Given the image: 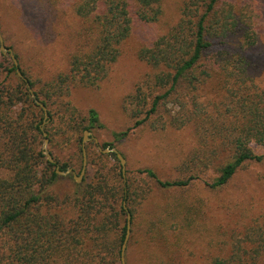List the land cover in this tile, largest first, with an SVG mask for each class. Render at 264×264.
Returning <instances> with one entry per match:
<instances>
[{"label":"trees","instance_id":"trees-1","mask_svg":"<svg viewBox=\"0 0 264 264\" xmlns=\"http://www.w3.org/2000/svg\"><path fill=\"white\" fill-rule=\"evenodd\" d=\"M163 1L81 0L76 12L88 24L82 30L85 38L70 56L69 71L58 73L41 88L23 70L21 57L15 52L22 73L37 98L48 108L50 120L44 129L50 143H53L49 128L52 123H62L64 132L73 128L91 131L100 125L95 109L89 111L88 119H83L87 124L80 125L75 109L64 101V93H68L73 84L92 86L107 76L121 54V45L132 32L135 17L144 22L159 20ZM256 1L185 0L177 24L152 46L140 50L141 59L161 71L154 77L151 102L143 90L137 95L145 115L137 118L134 126L151 119L156 129L193 123L203 143L208 139L218 145L204 154V148L193 152L186 164L189 173L182 179L162 180L151 168L138 169L160 186L187 187L199 178L200 170L214 165L217 175L206 181V185L217 191L229 185L246 163L264 160V152L256 153L250 146L252 140L264 142V107H261L264 94H252L246 85L251 63L247 50L255 46L259 38ZM5 60L6 82H0V264H122L128 213L134 224L132 204L140 193L129 179L126 180L120 164L117 176L102 172L89 182L74 183L71 191L61 193L58 184L74 180L71 175L58 174L56 168L74 170V166L69 160L61 162L53 151L50 152L55 163L48 160L42 148L44 111L30 93L27 82L17 74L10 56ZM214 76L222 81L226 98H239L244 106L242 110H248L245 115L232 122L230 119L214 121L200 106L199 95L193 93L192 111L183 103L181 110L185 115L179 114L169 122L154 119L153 115L163 105L179 102L184 91L194 92ZM232 108L224 109L222 116L229 117ZM141 113L136 111L135 116ZM129 130L121 135H128ZM221 146L230 148V157L216 163L223 151L218 148ZM79 151L82 168L81 143ZM113 155L120 162L117 154ZM66 205L75 210L73 215L63 212ZM183 210L186 218L191 217V207ZM188 224L192 226V217ZM232 242L227 259H216L215 264H255L256 259L264 255V217H257L245 234L236 235ZM128 252L129 245L125 255L127 263Z\"/></svg>","mask_w":264,"mask_h":264},{"label":"rangeland","instance_id":"rangeland-1","mask_svg":"<svg viewBox=\"0 0 264 264\" xmlns=\"http://www.w3.org/2000/svg\"><path fill=\"white\" fill-rule=\"evenodd\" d=\"M80 1L0 0V30L5 45L19 53L23 70L37 81L39 88L58 73L69 71L70 56L79 41L85 38L82 30L88 24L76 12ZM184 1L164 0L162 15L154 22L135 17L132 32L121 45V54L111 65L108 75L92 86L73 84L70 91L64 93L63 99L75 109L80 125L87 124L83 119H88L91 109L99 114L100 125L97 124L91 130L90 138L86 139L87 166L81 179L75 176H79L83 168L80 166L79 146L80 143L83 145L85 130L73 128L64 132L62 123L49 125L53 143H48V150L53 151L61 162L69 160L74 166L73 173L68 175L74 182L71 179L60 182L57 189L61 193L71 191L74 183L89 182L102 172L117 176L122 163L113 155L115 152L104 151L106 148H115L125 157L124 177L140 193L132 204L135 220L127 243V264H215L216 259H227L230 255L236 235L242 237L257 217H264V160L246 163L229 185L217 191L206 185V181L217 175V166L214 165L206 169L202 166L204 169L200 170L199 178L184 188L162 187L155 179L138 172L139 168L147 167L155 170L162 180L182 179L189 173L186 164L193 152H201L204 148V154L207 149L218 146L208 139L203 143L193 123L156 129L152 127L151 119L134 126L136 119L145 115L137 95L143 90L151 102L154 77L161 71L141 59L139 52L152 46L177 24ZM235 1L245 3L247 0ZM254 3L259 8L256 18L259 38L257 44L247 50L251 63L246 85L248 92L256 95L264 94V0ZM9 56V53L2 52L0 44V63H3L0 82H6L5 57ZM193 93L199 95L200 106L214 121L230 119L232 122L248 112L242 110L244 106L238 97L236 100L226 98L222 81L214 76L196 91H184L179 102L163 105L153 115L154 119L169 122L179 114L185 115L181 110L184 109L183 103L192 111ZM148 107L147 104L145 109ZM229 107H233V112L229 117H223V110ZM261 107H264V100ZM139 110L142 113L135 116ZM127 130L128 135H121ZM250 146L256 153L264 152V142L252 140ZM218 148L223 151L216 163L224 162L230 157L231 150L222 146ZM217 151L221 153L220 149ZM189 207L192 208V226L188 224L191 217L186 218L183 210ZM63 212L70 216L75 210L66 205ZM255 264H264V255L258 257Z\"/></svg>","mask_w":264,"mask_h":264},{"label":"water","instance_id":"water-1","mask_svg":"<svg viewBox=\"0 0 264 264\" xmlns=\"http://www.w3.org/2000/svg\"><path fill=\"white\" fill-rule=\"evenodd\" d=\"M0 44H1V50H2V52L5 53V54H8V53L10 54V56H11V58H12L14 64H15V66H16L17 74L22 79H24L27 82V87H28L30 93L36 99V102L38 103V105H40V107L44 111V122L41 125V128L43 130V135H44L43 151H44L45 155L47 156L48 160L50 162H52V163H55V159L53 158L51 152L47 148L48 147V143H49V138H48V133L44 129L45 125L50 120V114H49L48 108H47V106H46V104L44 102H42L41 100H39L37 98L34 89L31 87V85L28 82L27 78L22 73V71L20 69V66H19V60L16 57L15 52L13 51V49L10 48V47H7L5 45L4 37H3V34L1 32V30H0ZM84 134H85V136H84V140H83V155H84L83 168H82L81 174L79 176H75L76 178H80V179L82 178V176L84 175V173L86 171V166H87V149L85 147V144H86V139L90 138L89 135L91 134V131L90 130H86ZM94 140L95 141H98L96 138H94ZM104 151H106V152H115L117 154V156L120 159V161L122 163V166H123V173L125 174V172H126V159L122 155V153L120 151H118L117 149L111 148V147L106 148ZM56 171H57L58 174L63 175V176H68L69 174L73 173V169L72 168H68L66 170H61L60 169V166H57ZM131 225H132V220H131V214L129 212L128 213V221H127V233H126V237H125V240H124V243H123V246H122V257H121L122 264H127L126 256L125 255H126V249H127L128 239H129V236L131 234Z\"/></svg>","mask_w":264,"mask_h":264}]
</instances>
